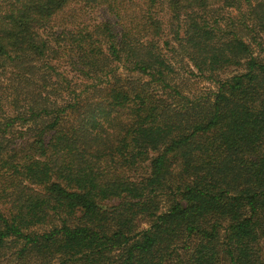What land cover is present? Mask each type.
I'll use <instances>...</instances> for the list:
<instances>
[{"label":"trees","instance_id":"16d2710c","mask_svg":"<svg viewBox=\"0 0 264 264\" xmlns=\"http://www.w3.org/2000/svg\"><path fill=\"white\" fill-rule=\"evenodd\" d=\"M262 39L264 0H0V264H264Z\"/></svg>","mask_w":264,"mask_h":264},{"label":"rangeland","instance_id":"374dc122","mask_svg":"<svg viewBox=\"0 0 264 264\" xmlns=\"http://www.w3.org/2000/svg\"><path fill=\"white\" fill-rule=\"evenodd\" d=\"M104 17L106 18L107 15L103 12H91L89 15H88V19H96V20H101V19H104ZM263 43H264V39H262ZM264 54V53H262ZM41 74L40 72L39 73H34L33 76H32V81H31V86H30V90L32 91V93L36 94L37 92H40L42 93L43 95H45L46 91L50 90V81L51 80H47V81H44L42 80L41 78ZM192 83V86L191 88L192 89H196V90H201V89H206V88H213V86L202 80V79H198V78H192L190 80V83ZM17 86V89L20 88L19 85H16ZM45 86V87H43ZM26 87V86H25ZM13 88V85L12 84H7V83H1L0 85V105L2 106L3 110L8 112L9 110V107H10V103H11V98L16 95V90L15 89H12ZM38 88H40V90H38ZM23 90V89H22ZM22 100V99H20ZM146 225L145 224H142L141 225V228H145Z\"/></svg>","mask_w":264,"mask_h":264}]
</instances>
